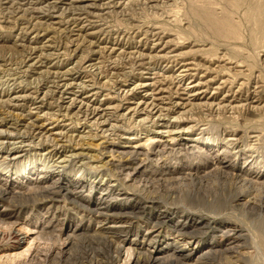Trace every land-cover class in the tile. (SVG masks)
Segmentation results:
<instances>
[{"label":"rangeland","instance_id":"obj_1","mask_svg":"<svg viewBox=\"0 0 264 264\" xmlns=\"http://www.w3.org/2000/svg\"><path fill=\"white\" fill-rule=\"evenodd\" d=\"M61 1L0 0V132L13 134L39 147L41 141L36 138L28 116L34 110L37 96L45 95L44 112L47 117L50 120L63 119L70 125L68 138L65 137L66 143L92 149L90 154L97 160L95 164L115 158L106 174L125 180L128 172L125 167L130 166L133 171V165L124 164L132 161L127 147L124 148L127 140L124 136H143L155 130L160 122L155 116L151 118L148 115L144 117H148L149 121L143 122V116L125 110L127 102L137 101L139 98V94L129 88L146 76L156 78L166 89L164 106L174 108L173 102L183 96L182 87L190 81L188 76H179L177 70L182 63L193 62L200 74L197 76L204 74L207 80H215L210 92L225 81L224 88L216 96H227L228 101L215 105L219 102L215 100L212 106H200L193 102L195 104L188 111H164L162 118L180 119L182 126L193 128V133L190 132L193 137L217 140L213 149L198 152L178 145L164 148L148 146L149 153L140 156L145 175L123 181L126 184L122 182L115 187L116 192L124 191L130 196L107 197L101 202L104 204L102 206L116 207L114 213L117 214L121 211L119 218L125 222V231L122 233H128L129 240L140 237L149 222L160 223L164 234H171L173 229L170 227L179 216L193 220L204 215L216 217L217 222L211 226L205 225V229L198 228L196 232L192 229L194 235L200 238L199 241L216 246L214 251L199 259L194 257L191 262L162 261L159 264H264V27L257 22V9L264 0H114L112 3L109 0ZM99 3L104 6L100 7ZM164 46L166 48L162 49ZM40 56L39 63H34L35 58ZM65 70L68 73L70 70L68 77L77 79L81 87V84L85 86L82 88L94 83L101 92L99 99L108 101L113 107L100 119L104 124L95 123L86 112L74 110L66 113L63 109L55 86L59 82V75ZM168 86H171V90ZM18 88L29 95L28 101L20 102L23 106L17 104L19 107L8 100V95ZM205 101L207 100L202 102ZM231 104L238 107L232 108ZM231 136L237 139L232 145L227 143ZM36 147L24 152L18 160L0 162V174H5L11 183L26 182L33 172V177L47 172L53 179H58V175L62 174L60 177L64 182L89 177L87 170L72 164L60 169H54L53 164V168L45 169L46 157ZM221 161L236 163L235 170L222 168L219 165ZM244 161L253 163L251 175L245 173L244 169L239 171L244 166ZM48 163L52 165V159ZM209 166L211 168L208 169ZM100 179L103 181V178ZM36 188L29 185L16 195H8L6 201L0 200V209L3 201L10 203L12 210L21 209L17 222L23 230L22 236L28 235L29 238L20 244L16 243L13 237V222L16 219L2 221L0 218V264H114L112 260L117 254L116 247L121 245V238L111 232L96 231L97 222L108 216L95 212L91 206L100 197L101 187L91 189V192L77 190L76 199V196L70 197L63 190L52 199ZM240 195H245L246 200H238ZM137 206L144 207L141 215L135 214L137 210L132 211ZM161 211H171V219L157 221L156 216ZM219 224L226 225L224 227L229 229L235 228L237 232L225 234L226 228H219L218 231ZM34 226L39 227L36 233L32 230ZM74 228H77L72 235L74 239L67 244L69 229ZM194 242L190 243L192 247L198 243L195 239ZM123 256L121 264L127 262L123 261L127 252ZM144 263L146 264L141 261V264Z\"/></svg>","mask_w":264,"mask_h":264},{"label":"bare ground","instance_id":"obj_2","mask_svg":"<svg viewBox=\"0 0 264 264\" xmlns=\"http://www.w3.org/2000/svg\"><path fill=\"white\" fill-rule=\"evenodd\" d=\"M10 1V0H9ZM57 1V0H55ZM59 1V0H58ZM61 1V0H60ZM67 0H62L61 2H66ZM8 2V1H7ZM14 2V0H13ZM48 2V1H47ZM46 2V3H47ZM94 2V1H93ZM108 2V1H107ZM109 2H114V0H109ZM262 2V1H261ZM41 3V2H40ZM44 3V2H43ZM51 3V2H50ZM95 3V2H94ZM101 3V2H100ZM99 3V4H100ZM110 3V6H111ZM119 3V2H117ZM54 4V3H53ZM88 4V3H87ZM86 4V6H87ZM102 4V3H101ZM100 4V5H101ZM108 4V3H107ZM116 4V1H115ZM121 4V3H120ZM52 5V4H51ZM50 5V6H51ZM71 5V4H70ZM91 5V4H90ZM93 5V4H92ZM106 5V4H105ZM113 5V4H112ZM261 6L257 9V22L260 23L264 27V1ZM104 5H101L102 7ZM109 6V4H108ZM47 7V6H46ZM64 7V6H63ZM68 7V6H67ZM116 7V6H115ZM72 8V7H71ZM78 8V5L77 7ZM69 9V8H68ZM81 9V8H79ZM37 10V9H36ZM41 10V9H40ZM50 10V9H49ZM48 10V11H49ZM54 10V9H53ZM82 10L85 11V9L82 8ZM81 10V11H82ZM63 11V10H62ZM77 11V10H74ZM91 11V10H90ZM47 12V11H46ZM57 12V11H55ZM64 12V11H63ZM66 12V11H65ZM80 13V11H78ZM83 12V11H82ZM77 13V14H79ZM87 13L88 12L87 10ZM76 14V15H77ZM72 15V14H71ZM87 15V14H86ZM85 15V16H86ZM91 15H93L91 13ZM95 15V14H94ZM256 15V14H255ZM60 16V15H59ZM81 17V16H80ZM89 17V16H88ZM96 17V16H95ZM87 18V17H86ZM94 18V17H93ZM64 19V18H62ZM68 19V18H67ZM71 19V18H69ZM66 20V19H64ZM75 20V19H74ZM73 20V21H74ZM89 20V19H88ZM91 20V19H90ZM68 21V20H67ZM71 21V20H70ZM40 22V21H39ZM59 22V21H58ZM62 22V20H61ZM60 22V23H61ZM75 22V21H74ZM87 22V21H86ZM73 24V22H71ZM89 23V22H88ZM52 24V23H51ZM63 24V23H61ZM69 24V23H68ZM93 24V23H92ZM95 24V23H94ZM74 25V24H73ZM76 25V24H75ZM90 25V24H89ZM37 26V25H36ZM58 26V25H57ZM60 26V25H59ZM83 26V25H80ZM93 26V25H92ZM261 26V27H262ZM42 27V26H41ZM87 27V26H85ZM91 27V26H90ZM57 28V27H56ZM33 29V28H32ZM59 29V27H58ZM76 29V28H75ZM82 29V28H81ZM77 29V30H81ZM44 30V29H43ZM95 30V29H94ZM34 31V30H33ZM45 31V30H44ZM72 31V29H71ZM82 31V30H81ZM98 31V30H97ZM46 32V31H45ZM47 33V32H46ZM71 33V32H70ZM89 33V32H88ZM87 33V34H88ZM91 33V31H90ZM146 33V32H145ZM73 34H77L74 33ZM95 34V33H94ZM78 35V34H77ZM81 35V34H79ZM86 35V34H85ZM90 35V34H89ZM98 35V34H97ZM47 36V35H46ZM145 36V35H144ZM43 37V36H42ZM75 37V36H74ZM94 37V36H93ZM52 38V36H51ZM88 38V37H86ZM98 38V37H97ZM53 39V38H52ZM76 39V38H75ZM86 40V39H85ZM152 40V39H151ZM160 40L163 41L161 38ZM36 41V40H35ZM48 41V39H47ZM74 41V40H73ZM161 41V42H162ZM30 42V41H29ZM38 42V41H37ZM43 42V41H41ZM51 42V41H50ZM91 42V41H90ZM96 42V41H95ZM39 43V42H38ZM37 43V44H38ZM89 43V42H88ZM158 43V42H156ZM31 44V43H30ZM52 44V43H51ZM78 44V43H77ZM83 44V42H82ZM86 44V43H85ZM90 44V43H89ZM92 44V43H91ZM153 44V42H152ZM155 44V43H154ZM160 44V43H159ZM157 44V46L159 45ZM162 44V43H161ZM36 45V44H35ZM40 45V44H39ZM47 45V44H46ZM76 45V44H75ZM96 45V44H95ZM147 45V44H146ZM156 45V44H155ZM169 45V44H168ZM49 46V45H47ZM84 46V45H83ZM107 46V45H106ZM163 46V45H162ZM38 47V46H36ZM35 47V48H36ZM98 47V46H97ZM100 47V46H99ZM103 47V46H102ZM156 47V46H155ZM77 48V47H76ZM105 49H107L104 46ZM112 48V47H110ZM152 48V47H151ZM166 48L165 46L162 47V49ZM104 49V51H105ZM115 49V48H114ZM120 49V48H119ZM153 49V48H152ZM155 49V48H154ZM170 49V48H169ZM75 50V49H74ZM97 50V49H96ZM98 49L97 51H99ZM109 50V49H108ZM145 50V49H144ZM148 50V49H147ZM34 51V50H33ZM46 51V50H45ZM57 51V50H56ZM55 51V52H56ZM76 51V50H75ZM95 51V50H93ZM102 51V48H101ZM100 51V52H101ZM115 51V50H114ZM149 51V50H148ZM44 52V51H43ZM42 52V53H43ZM139 52V51H138ZM170 53V51H168ZM37 53V52H34ZM47 53V52H45ZM142 53V51H141ZM140 53V54H141ZM149 53V52H148ZM168 53V54H169ZM175 53V52H174ZM39 54V53H38ZM32 55V54H31ZM40 55V54H39ZM48 55V54H47ZM52 55V54H51ZM49 56V59L51 57ZM55 55V53H54ZM57 55V54H56ZM144 55V53H143ZM155 55V54H154ZM160 54H158L157 57H159ZM163 55V54H162ZM171 55V54H170ZM178 55V54H177ZM35 56V55H34ZM101 56V55H100ZM139 55H137L138 57ZM141 56V55H140ZM139 56V57H140ZM150 56V55H148ZM153 56V55H152ZM164 56V55H163ZM161 56V57H163ZM166 56V53H165ZM32 57V56H31ZM146 57V56H145ZM143 57V58H145ZM151 57V56H150ZM168 58H171L169 55ZM174 57V56H173ZM178 57V56H176ZM30 58V57H29ZM53 58V57H52ZM148 58V57H147ZM152 58V57H151ZM150 58V59H151ZM34 63H39V59H41V56L39 58H35ZM46 59V58H45ZM44 59V60H45ZM93 59H95L93 57ZM175 59V57H174ZM186 59V58H185ZM188 60V59H187ZM57 61V60H56ZM96 61V60H95ZM177 61V60H176ZM194 61V60H192ZM55 62V61H54ZM143 62V61H142ZM174 62V61H173ZM29 63V62H28ZM33 63V64H34ZM41 63V62H40ZM52 63V62H51ZM182 63V62H181ZM195 63V62H194ZM45 64V63H44ZM54 64V63H52ZM28 65V64H27ZM32 65V64H31ZM43 65V64H42ZM59 65V64H58ZM75 65V63H74ZM175 65V64H174ZM25 66V65H24ZM30 66V65H28ZM47 66V65H46ZM45 66V67H46ZM51 66V65H50ZM79 66V65H78ZM90 66V64H89ZM172 66V65H171ZM64 67V66H63ZM87 67V66H86ZM92 67V66H91ZM150 67V66H149ZM198 67V65H196ZM52 68V67H51ZM57 68V67H56ZM77 68V67H76ZM83 68V66H82ZM199 68V67H198ZM34 69V68H32ZM65 69V68H64ZM70 69V68H69ZM74 69V68H72ZM78 69V68H77ZM84 69V68H83ZM86 69V68H85ZM91 69V68H90ZM201 69V68H200ZM30 70V69H29ZM46 70V69H45ZM50 70V69H49ZM68 70V68H67ZM167 70V69H166ZM171 70V69H170ZM31 71V70H30ZM48 71V70H47ZM80 71V70H79ZM178 74L182 77H190V81L186 83L187 85L182 87V97H180L178 100H175L172 105H174V108H169L164 106L166 104L167 97L165 96L166 89L163 87L161 83H159L156 78H153L151 76H146L143 78L139 83H136L132 86V88H129L130 91H135L139 94V98L137 101L127 102L126 109L128 112L137 114L138 116H143L141 120L143 122L148 120V117H144L146 115L155 116L158 121V125L156 126L155 130H152V132L145 134L143 136H124L126 137V143L124 144V148L127 147L128 153L131 155V162L130 163H124L126 165L130 164L133 165L132 169H130V166L125 167L128 169L127 171V177L125 180L123 179H115L109 175L106 174L107 169L110 167V165L114 164L113 158H108L105 161H100L101 164H95L94 162H97V160L93 159L94 156L90 154V151L92 149L90 148H84L79 146H73L66 143L67 133L70 131V125L66 124L63 119H57L56 120H50L48 118L47 113H45V95H38L37 99L34 100V110L29 113V119L30 123L32 124V127L35 131L36 138L41 141L38 145L33 146L34 144L27 143L25 139L15 137L13 134L8 133H1L0 132V162H8L13 160H18L20 157H22L23 153L26 152L29 149H32L36 147L42 155L46 157L44 166L47 168H53L52 166L55 165L54 169H60L64 168L70 164L75 165L78 168H83L84 171L89 172V177L83 180L77 179L74 181H66L64 182L62 177H60L62 174L58 175V179H53V177L50 175H47V172L39 174L37 177H33L35 172L32 173V177L27 179L26 182L23 183H11L8 178L5 177V174H0V200H7L8 195L13 194L16 195L17 193H20L21 190L28 188L29 185H32L34 187H37V190H40L43 194H47L48 196L55 198L58 193H60L62 190L65 192L68 196H76L77 198V190H80L81 192L89 191L91 192V189H94L96 187L100 188V197L95 199L94 205H91L93 207V210L95 212H100L101 214H105L108 217L102 221L97 222V230L104 231V232H111L116 234L121 238L119 241L121 245L116 247V256L112 260L114 264H121L120 261L122 260L121 257L124 253L127 252V257L123 261H127L123 264H141V261H145L146 264H159L162 261H169L170 263L174 261H190L192 258H202L210 252L215 250V247L212 246V243L210 244H204L205 242H201L198 239H200L198 236L194 235V233L197 231L198 228H203L205 225L211 226L212 223H216V217L210 216V215H204L200 217V219H190L189 217H183L179 216V219L175 221V223L170 227L173 229V232L171 234L165 233L162 229V226L158 222L148 223L147 227L145 228V231L140 235V237H135L132 240H129V234L125 233L123 234L122 231L125 229V222L119 218L121 215V211L117 214L114 213L117 209L116 207L112 205H104L101 203L103 199L107 197H122L126 198L130 195L128 193H122L116 192L115 187L118 185H121L123 181H129L137 176H141L144 171H142V161L140 156L147 155L149 153L148 146H151L152 148H157L159 146L167 147L169 145L174 146L178 145L179 147L183 148L185 146L188 150H197L198 152H207V150H211L214 147V143L216 144L217 140L206 138L203 139L200 137H193V135L190 133L192 132L193 128L188 127L185 128L182 126V123L180 122V119L177 121L174 118L171 120L170 118H162L163 112L167 111L165 113H171L173 109H177L179 111L184 110L185 112L188 111L189 107L196 102L200 106H212L215 100H219L217 102L218 105L222 102L228 101L226 100L227 96H223L222 98L217 97L218 93L224 88L225 81H222L218 86L214 88V91L210 92V88L213 85V80H207L205 76H197V68L193 66V62H185L180 65L178 68ZM36 72V71H35ZM52 72V71H51ZM55 72V71H54ZM74 72V71H73ZM72 72V73H73ZM205 72V71H204ZM40 73V72H39ZM46 73V72H45ZM61 73V72H60ZM70 73V70H69ZM68 72H62L61 75H59V82L55 86V91L59 94L63 109L66 111V113H71V111H80V112H86L89 116V118L96 123L100 122V119H103L105 115L113 108L109 105L108 101H105L103 99H99L101 96L100 90H98L93 84L89 83L86 88L82 85V87L77 83V79L70 78L68 75H70ZM149 73V72H148ZM203 73V72H202ZM207 73V72H206ZM38 74V73H37ZM41 74V73H40ZM43 74V73H42ZM47 74V73H46ZM50 74V73H49ZM47 74V75H49ZM91 74V73H90ZM147 74V73H146ZM173 74V73H172ZM177 74V75H178ZM46 75V76H47ZM176 75V76H177ZM200 75V74H199ZM142 76V75H141ZM154 76V75H153ZM171 76V75H170ZM178 76V77H179ZM81 77V76H80ZM175 77V76H174ZM173 77V78H174ZM177 77V78H178ZM180 77V78H182ZM53 78V76H52ZM169 78V77H168ZM172 78V76H171ZM210 78V77H209ZM89 79V78H88ZM91 79V78H90ZM98 79V78H97ZM139 80V79H138ZM172 80V79H171ZM175 80V79H174ZM177 80V79H176ZM181 80V79H180ZM219 80V78H218ZM55 81V80H54ZM88 81V80H87ZM166 81V80H164ZM183 81V80H182ZM92 82L94 80L92 79ZM174 82V81H173ZM179 82V81H178ZM184 82V81H183ZM9 83V82H8ZM55 83V82H54ZM125 83V82H124ZM132 83V82H131ZM175 83V82H174ZM217 83V82H216ZM52 84V83H51ZM176 84V83H175ZM174 84V85H175ZM181 85V84H180ZM165 86V85H164ZM19 87V86H18ZM171 87V86H170ZM168 86V88H170ZM181 87V86H180ZM16 88V87H15ZM20 88V87H19ZM16 89L14 90L10 95H8V100L13 102L14 105L20 104V102L25 101L28 99L29 95L26 93L25 90L22 89ZM53 88V87H52ZM167 88V89H168ZM226 88V87H225ZM13 89V88H11ZM50 89V88H48ZM174 89V88H173ZM231 89V88H230ZM51 90V89H50ZM169 90V89H168ZM167 90V91H168ZM171 90V88H170ZM176 90V89H175ZM104 91V90H103ZM174 92V90H172ZM180 91V90H179ZM228 92V90H226ZM233 91V90H232ZM11 92V91H10ZM9 92V93H10ZM51 92V91H50ZM49 92V93H50ZM123 92V90H122ZM171 92V93H173ZM176 92V91H175ZM4 93V92H3ZM170 93V92H168ZM229 93V92H228ZM7 94V93H6ZM33 94V93H32ZM48 94V93H47ZM132 94V93H131ZM5 95V93H4ZM134 95V94H133ZM136 95V94H135ZM175 95V93H174ZM227 95V94H226ZM34 96V95H33ZM35 96V97H36ZM126 96V95H124ZM168 96V95H167ZM171 96V94H170ZM176 96V95H175ZM174 96V97H175ZM3 97V96H2ZM136 97V96H135ZM231 97V96H230ZM170 98V97H169ZM172 98V97H171ZM237 98V97H236ZM1 99V98H0ZM3 99V98H2ZM32 99V98H31ZM231 99V98H230ZM254 99V98H253ZM55 100V99H54ZM203 100H207L205 102H202ZM211 100V102H209ZM2 101V100H1ZM28 101V100H27ZM58 101V100H57ZM130 101V100H129ZM238 102V100H236ZM8 102V101H7ZM10 102V103H11ZM60 103V102H59ZM26 104V103H24ZM48 104V103H47ZM46 104V105H47ZM57 104V103H56ZM8 105V104H7ZM21 105V104H20ZM29 105V104H28ZM31 105V104H30ZM260 105V104H259ZM5 106V104H4ZM18 106V105H17ZM23 106V105H21ZM61 106V107H62ZM15 107V106H14ZM19 107V106H18ZM28 107V106H27ZM58 107V106H57ZM232 108L238 107L237 105L231 104ZM6 108V107H5ZM8 108V107H7ZM6 108V109H7ZM49 108V107H48ZM47 108V109H48ZM52 108V107H51ZM196 108V107H195ZM204 108V107H203ZM229 108V107H228ZM254 109L256 107H253ZM22 109V108H21ZM28 109V108H27ZM31 109V108H30ZM29 109V110H30ZM60 109V106H59ZM194 109V108H193ZM12 110V109H11ZM20 110V109H18ZM209 110V109H208ZM49 111V110H48ZM56 111V110H55ZM61 111V110H60ZM27 112V111H26ZM21 113V112H20ZM54 113V112H53ZM78 113V112H77ZM178 113V112H177ZM180 113V112H179ZM28 114V112L26 113ZM49 114V113H48ZM65 114V113H63ZM75 114V113H74ZM53 115V114H52ZM51 115V116H52ZM77 115V114H76ZM80 115V114H79ZM184 115V114H183ZM59 116V115H58ZM61 116V115H60ZM75 116V115H74ZM84 116V115H83ZM164 116V115H163ZM175 115L173 114V117ZM178 116V115H177ZM180 116V115H179ZM19 117V116H18ZM50 117V116H49ZM64 117H66L64 115ZM87 117V116H86ZM140 117V118H141ZM27 118V117H26ZM52 118V117H51ZM54 118V116H53ZM59 118V117H58ZM6 119V118H5ZM28 119V120H29ZM55 119V118H54ZM80 118H78L79 121ZM111 119V118H110ZM119 119V117H118ZM137 119V118H136ZM182 119V117H181ZM185 119V118H184ZM7 120V119H6ZM20 120V119H17ZM23 120V119H22ZM85 120V119H82ZM116 120V119H115ZM135 120V119H134ZM139 120V119H138ZM139 120V121H141ZM74 121V119L72 120ZM77 121V122H78ZM88 121V120H87ZM149 121V120H148ZM156 121V120H155ZM172 121V123H169ZM180 123H177V122ZM84 122V121H82ZM81 122V123H82ZM110 122V121H109ZM176 122V124H173ZM187 122V121H186ZM86 123V122H85ZM94 123V124H95ZM105 122L102 121L101 124H104ZM151 123V121H150ZM6 124V123H5ZM13 124V123H12ZM18 124V123H16ZM24 124V123H23ZM28 124V123H27ZM72 124V123H71ZM78 124V123H77ZM83 124V123H82ZM81 124V125H82ZM116 124V123H115ZM7 125V124H6ZM110 125V123H109ZM114 125V124H113ZM122 125V124H121ZM143 125V124H142ZM145 125V123H144ZM147 125V124H146ZM10 126V125H9ZM12 126V125H11ZM77 126V125H76ZM91 126V125H90ZM89 126V127H90ZM96 126V125H95ZM112 126V125H111ZM110 126V127H111ZM115 126V125H114ZM149 126V125H148ZM23 127V126H22ZM25 127V126H24ZM88 127V126H87ZM94 127V126H93ZM113 127V126H112ZM111 127V128H112ZM120 127V126H119ZM146 127V126H145ZM18 128V127H17ZM20 128V127H19ZM74 128V127H73ZM78 128V127H77ZM95 128V127H94ZM100 128V127H99ZM121 128V127H120ZM1 129V128H0ZM6 129V128H5ZM31 129V128H30ZM113 129V128H112ZM122 129V128H121ZM147 129V128H146ZM4 130V129H3ZM12 132V129H10ZM91 130V129H90ZM97 130V128H96ZM102 130V129H101ZM2 131V130H1ZM29 131V130H28ZM94 131V130H93ZM3 132V131H2ZM7 132V131H6ZM75 132V131H74ZM82 132V131H80ZM90 132V131H87ZM92 132V131H91ZM110 132V131H108ZM120 132V131H119ZM13 133V132H12ZM20 133V132H18ZM94 133V132H92ZM99 133V132H98ZM116 133V132H114ZM118 133V132H117ZM193 133V132H192ZM233 133V132H232ZM71 134V133H70ZM77 134V133H76ZM95 134V133H94ZM83 135V134H82ZM100 135V134H99ZM102 135V134H101ZM100 135V136H101ZM130 135V134H129ZM232 135V134H231ZM234 135V134H233ZM26 136V135H24ZM29 136V135H28ZM78 136V135H77ZM85 136H87L85 134ZM84 136V137H85ZM91 136V135H90ZM121 136V137H123ZM32 137V136H31ZM66 137V138H65ZM88 137V136H87ZM86 137V138H87ZM94 137V135H92ZM96 137V136H95ZM111 137V136H110ZM232 137V136H231ZM65 138V139H64ZM76 138V137H75ZM98 138V137H97ZM120 138V137H119ZM259 138V137H258ZM92 139V138H91ZM95 139V138H94ZM118 139V138H117ZM85 140V139H84ZM105 140V139H104ZM120 140V139H119ZM35 141V140H34ZM38 141V140H37ZM74 141V140H73ZM77 141V140H76ZM108 141V140H107ZM237 139L234 137L227 139V143L232 145L236 143ZM43 142V143H42ZM87 142V141H86ZM92 142V141H91ZM213 142V143H211ZM85 143V141H84ZM89 143V142H88ZM76 144V142H75ZM116 144V143H115ZM89 145V144H88ZM254 145V144H253ZM83 146V145H82ZM240 148V146H239ZM148 149V150H147ZM162 149V148H161ZM122 150V149H121ZM155 150V149H154ZM173 150V149H172ZM237 150V149H236ZM111 151V150H110ZM165 151V150H164ZM176 151V150H175ZM182 151V150H181ZM225 152L226 150L223 149ZM122 152V151H121ZM159 152V151H158ZM220 152V150H219ZM223 152V153H224ZM124 153V152H123ZM222 153V152H220ZM181 154V153H180ZM197 154V153H196ZM202 154V153H201ZM207 154V153H205ZM25 155V154H24ZM41 155V156H42ZM106 155V154H105ZM114 155H116L114 153ZM209 155V154H207ZM212 155V154H211ZM129 156V155H128ZM149 156V155H148ZM218 156V155H217ZM108 156H104L106 158ZM112 157V156H111ZM212 157V156H211ZM215 157V156H214ZM251 157V156H248ZM248 157L246 159H248ZM124 158V157H123ZM143 158V157H142ZM148 158V157H147ZM146 158V159H147ZM155 158V157H154ZM210 158V157H209ZM224 158V157H223ZM52 159V165H49L48 161ZM93 159V160H92ZM117 159V158H116ZM219 159V158H218ZM225 160V159H224ZM119 161V160H118ZM124 161V160H123ZM156 161V160H155ZM120 162V161H119ZM216 162V161H215ZM117 163V162H116ZM158 163V162H157ZM54 164V165H53ZM159 164V163H158ZM221 164V167L224 169H230L235 170V164L234 163H228L225 161L219 162V165ZM253 164V163H252ZM249 161L243 162V167L239 169L245 170V173L247 172L249 175H251L250 170L252 171L253 165ZM48 165V166H47ZM158 166V165H157ZM156 166V167H157ZM122 168V167H121ZM124 168V167H123ZM146 168V167H145ZM161 168V167H160ZM211 168V166L208 167V169ZM260 168V167H259ZM120 169V168H119ZM141 169V171H140ZM178 169V168H177ZM176 169V170H177ZM82 170V169H81ZM147 170V169H145ZM175 170V171H176ZM83 171V172H84ZM120 171V170H119ZM150 171V170H148ZM168 171V170H167ZM238 171V170H237ZM8 172V170H7ZM121 172V171H120ZM123 172V171H122ZM233 172V171H231ZM146 173V171H145ZM238 173V172H237ZM86 174V173H85ZM235 174V173H234ZM256 174V173H255ZM145 175V174H143ZM232 175V174H231ZM257 175H260V173H257ZM122 176V175H121ZM237 176V175H236ZM118 177V176H117ZM258 177V176H257ZM103 178V181H100ZM233 178V176H232ZM246 178V177H245ZM259 178V177H258ZM237 179V178H236ZM122 180V181H121ZM126 181V182H127ZM241 181V180H240ZM243 181V180H242ZM10 182V183H9ZM125 183V182H123ZM251 183V182H250ZM72 184V186L70 185ZM126 184V183H125ZM124 184V185H125ZM126 186V185H125ZM118 196H117V195ZM73 198V199H74ZM238 200H246L245 195H240L238 197ZM3 201L1 203L2 209H0V218L2 221L3 219L10 220V219H16V222H13L14 228V239L16 243L27 241L28 235L22 236L23 230L20 227L19 223L17 222L19 220L18 213L21 209L18 211L12 210L11 205L8 202ZM89 206V207H91ZM133 207V206H132ZM133 209V208H132ZM136 211L135 214H142L144 211V207L137 206L132 211ZM102 211L106 212L103 213ZM119 211V210H118ZM112 212V213H111ZM127 212V211H126ZM171 211H161L157 214L156 219L157 221L164 222L167 219H171ZM183 217V218H182ZM101 218V217H100ZM216 220V221H214ZM129 221V220H128ZM8 223V222H6ZM50 224V223H48ZM46 224V225H48ZM132 224V223H131ZM201 226V227H200ZM209 226H207L209 228ZM215 226V225H214ZM217 226V224H216ZM226 226V225H224ZM222 224H219V228H226L225 234L230 233L233 234L236 233L237 230L234 228L229 229L228 227H224ZM230 227V226H229ZM34 233L37 232L38 226H34ZM207 228V229H208ZM228 228V229H227ZM195 231L193 233V231ZM205 229V228H203ZM211 229V228H210ZM220 229V230H221ZM12 230V229H11ZM31 230V228H30ZM201 230V229H200ZM240 230V229H239ZM32 231V232H33ZM77 231V228L69 229V235H68V243L72 241V238L74 239L75 232ZM125 231V230H124ZM123 231V232H124ZM215 231V230H214ZM30 232V231H29ZM140 232V231H139ZM167 232V231H166ZM171 232V231H170ZM169 232V233H170ZM192 232V233H191ZM222 233V232H221ZM28 234V233H27ZM123 234V235H119ZM140 234V233H139ZM216 234V233H215ZM135 235V234H134ZM235 235V234H234ZM72 236V237H71ZM188 236V237H187ZM222 236V235H221ZM223 237V236H222ZM187 239V240H186ZM197 241V245L194 247L191 246L190 243H195ZM221 239V238H220ZM227 240V239H226ZM239 240V239H238ZM237 242V241H236ZM235 242V243H236ZM119 243V244H120ZM223 243V242H222ZM226 244V243H225ZM228 244V243H227ZM219 246V244H218ZM127 247V248H126ZM125 248L127 251H125ZM234 248V247H229ZM228 248V249H229ZM219 249V248H218ZM222 250V249H221ZM172 252V253H169ZM232 255V254H231ZM125 257V256H123ZM196 261V260H195ZM93 262V261H92ZM191 262V261H190ZM145 264V263H144ZM190 264V263H189Z\"/></svg>","mask_w":264,"mask_h":264}]
</instances>
